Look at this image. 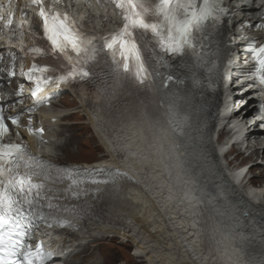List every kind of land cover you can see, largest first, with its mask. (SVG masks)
I'll return each instance as SVG.
<instances>
[{
    "label": "snow or ice",
    "instance_id": "snow-or-ice-1",
    "mask_svg": "<svg viewBox=\"0 0 264 264\" xmlns=\"http://www.w3.org/2000/svg\"><path fill=\"white\" fill-rule=\"evenodd\" d=\"M60 2L28 0V6L38 10L42 39L48 44L47 48L34 45L29 53L34 57L52 54L62 57L66 63L50 67L34 61L27 71H21L20 75L33 85L32 105L25 109L27 113H35L40 105L50 102L49 89L76 83L90 84L105 98L112 85L126 84L137 93H144L137 99L146 107L162 106L161 94L173 90L183 96L182 109L193 107L202 111L218 100L219 93L209 97L204 84L212 81L223 85L221 73L228 69L209 75L207 60L195 64L194 68L187 65L194 64L197 54L207 53L211 62L221 60L223 51L228 48V45L222 48L220 40L225 24L228 39H232L234 13L230 0H103V3L95 0L97 7L114 8L122 21L118 30L95 33L81 31L69 12L57 11L55 6ZM76 3L93 6L91 0H76ZM259 12L261 22L255 27L264 30V0H259ZM13 15L11 0H8L7 13L0 15L5 28L12 25ZM246 52L245 64L251 65L247 78L253 81L249 87H259L260 95L264 93V43L250 39ZM9 55L14 69L16 56L11 51ZM15 74L14 70L8 72L9 77ZM193 79L200 81L198 89L193 88ZM23 88L21 83L17 96ZM87 102L92 108L91 97ZM128 107L125 104L122 110L114 111V119ZM4 111L0 106V264H53L56 253L47 250L43 242L35 246L32 243L40 224L87 232L110 216V212L97 211L93 202L111 200L119 195L123 184L133 178L118 168L57 165L34 155L26 144L4 143L9 131L6 119L16 128L21 126V114L5 117ZM256 111L264 116V97L258 101ZM27 131L35 135L41 145L45 143L43 127L34 129L31 118ZM89 185L104 187L93 189ZM233 199L244 206L240 215L245 220L252 218L253 213L243 197L234 193ZM256 219L264 225V214ZM200 227L206 229L207 225L202 223ZM210 242L205 231L203 246L207 248Z\"/></svg>",
    "mask_w": 264,
    "mask_h": 264
},
{
    "label": "bare ground",
    "instance_id": "bare-ground-1",
    "mask_svg": "<svg viewBox=\"0 0 264 264\" xmlns=\"http://www.w3.org/2000/svg\"><path fill=\"white\" fill-rule=\"evenodd\" d=\"M231 3L232 10L236 11L238 16L241 14L247 16L249 14L247 12L254 14L253 3L245 0H232ZM237 5L243 6L242 12H239ZM243 20L245 19L235 18V38H240L244 33L254 37L260 36L256 30L242 26ZM247 20L253 23L250 17ZM206 85L207 82L204 87L208 96L214 97L219 93L218 100L212 107L202 111L187 107L192 116L191 129L185 136L177 137L174 133L170 139L159 141L160 147L148 132H128L122 138L116 139L108 128L98 130L90 119L91 108L88 100L85 101L81 95L82 89L91 93L97 88L92 86L69 88L73 100L64 97L61 100L62 104L69 106L73 101L78 104L74 115L86 118L106 152L101 158L91 163H84L83 166L118 168L128 173L133 180L126 181L119 195L111 200L101 199L93 202L97 211L110 212V216L104 223L93 225L87 232L80 231L81 236L68 232L65 237L70 239L68 241L64 239L60 255L56 259L57 263L96 264L93 258L97 254L86 253L84 242L118 236L122 240L131 242L135 248L134 255L144 258L147 264H197L192 252V242L196 239L194 235L196 230L191 226L195 218L192 213L200 211L206 215L213 204L225 200L235 207L237 215L246 225L254 224L257 229L264 232V225L256 219L264 214V200L259 199L263 193V183L254 188L246 186L252 182L256 184L257 179L244 184L238 182L242 172L238 169L241 165L234 164L235 167L232 166L231 169L224 166L223 161L217 156L221 149L215 145L214 140L216 129L222 125L228 126L232 130L229 138L241 141L243 151L249 152L247 158L252 161L253 169H263L264 175V132L259 128L262 124L258 121L252 122L253 108L243 107L247 109L245 113L241 112L243 108L238 111L230 110V107L228 109L229 99L228 96L224 97L219 82L213 83L216 87L210 90ZM192 86L196 89L200 87L194 84ZM109 95L111 100L107 108L108 116L112 120H116L113 112L122 110L125 104L128 106L133 103L140 104L136 92L130 87L112 85ZM249 105L253 107V102H248L247 106ZM54 107L45 110L52 113L51 116L45 117L42 114L40 119L46 125L48 137L56 136L59 139L62 133L57 131L56 127L59 126V121L64 115L53 110ZM51 117L56 118L57 121L50 123ZM66 128L71 132L74 127L70 125ZM73 139L74 134L71 133L62 145L51 143L46 150H51L53 147L64 150ZM172 141L175 149L172 148ZM226 143L227 141L223 142ZM251 170L250 167L248 171L252 172ZM89 187L103 189L104 186L89 185ZM234 193L243 197L253 213L252 218L245 220L240 215V210H244V206L233 199ZM193 205L196 207L193 208ZM244 231L251 232L252 228H245ZM258 242V238L252 240L251 245L257 246ZM81 247L82 253L85 254L78 256L77 261L67 260L75 249ZM201 247H204L203 244Z\"/></svg>",
    "mask_w": 264,
    "mask_h": 264
},
{
    "label": "clouds",
    "instance_id": "clouds-1",
    "mask_svg": "<svg viewBox=\"0 0 264 264\" xmlns=\"http://www.w3.org/2000/svg\"><path fill=\"white\" fill-rule=\"evenodd\" d=\"M206 60L209 61L206 72L209 75L215 74L218 64L211 62L207 53L203 56L197 54L194 64L187 67L194 68L195 64ZM193 84L199 86L200 81L193 79ZM209 87L213 85L209 83ZM81 95L85 101L91 97L93 107L89 115L98 130L108 128L116 139L122 138L128 132H148L155 139L163 141L170 139L174 133L183 134L192 120L187 108H181L183 96L174 90L161 94L162 106L146 107L133 103L116 120L108 116L110 95L105 98L99 89L91 93L82 89ZM260 95L264 97V93ZM192 214L195 218L191 226L196 230L192 252L197 264H264V232L254 224L246 225L237 215L235 207L227 200L213 204L206 215L200 211H194ZM202 223L207 225L206 229L200 227ZM249 227L252 231L246 233L244 229ZM205 231L211 241L207 248L201 247ZM257 238L258 245L252 246L251 241ZM253 248L260 250L253 251Z\"/></svg>",
    "mask_w": 264,
    "mask_h": 264
},
{
    "label": "rangeland",
    "instance_id": "rangeland-1",
    "mask_svg": "<svg viewBox=\"0 0 264 264\" xmlns=\"http://www.w3.org/2000/svg\"><path fill=\"white\" fill-rule=\"evenodd\" d=\"M64 97L73 100L71 94L67 92L62 93L55 98L54 109L57 112L70 116L61 118L59 126L56 127V130L58 129L57 131H61L62 136L59 139L53 137V140H55L57 144L60 143V145H62L65 138L69 137L71 133L74 134V139L73 142H71L64 150L54 147V149H52L54 158L61 162L75 164L91 163L101 158L106 153L105 149L100 144L99 139L94 135L91 126L86 121V118L81 115H79V117L74 115L78 104L73 101L69 106H65L61 102ZM239 100L240 99L238 98L237 103ZM70 125L74 128L71 132H68L66 126ZM241 157L242 159L238 160L237 164H252V161L247 158V153H243V156ZM252 174L253 180L257 179V184L264 182L263 169L254 168ZM83 247L87 249L86 253L94 252L97 254L93 258L96 264H147L144 261V258H138L134 255L135 248L131 242L122 240L118 236H109L103 239H90L84 242ZM83 254L85 253H82V247L75 249V251L67 257V260L73 261L75 259L77 261L78 256L81 257ZM63 264L67 263L63 262Z\"/></svg>",
    "mask_w": 264,
    "mask_h": 264
}]
</instances>
